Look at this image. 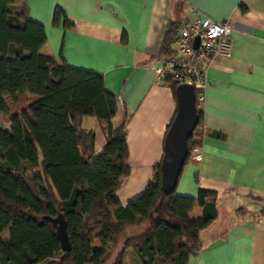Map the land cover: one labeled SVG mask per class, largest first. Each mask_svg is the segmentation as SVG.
Returning <instances> with one entry per match:
<instances>
[{
	"label": "trees",
	"instance_id": "16d2710c",
	"mask_svg": "<svg viewBox=\"0 0 264 264\" xmlns=\"http://www.w3.org/2000/svg\"><path fill=\"white\" fill-rule=\"evenodd\" d=\"M60 17L65 14L56 6L52 23ZM178 27L167 26L152 58L173 52ZM45 39L25 0H0V114L9 124L0 126V264H122L130 248L138 264H186L200 248V230L218 215L216 192L197 187L195 196L176 188L164 193L159 159L141 193L122 205L115 191L130 167L124 121L115 127L111 122L114 94L99 72L40 52ZM175 85H169L174 99ZM197 113L184 164L204 133L199 107ZM83 115L96 118L105 134L97 153L94 131L81 126ZM195 206L199 217L189 214ZM58 213L67 251L45 218Z\"/></svg>",
	"mask_w": 264,
	"mask_h": 264
},
{
	"label": "crops",
	"instance_id": "0c3cea01",
	"mask_svg": "<svg viewBox=\"0 0 264 264\" xmlns=\"http://www.w3.org/2000/svg\"><path fill=\"white\" fill-rule=\"evenodd\" d=\"M25 2L29 16L44 26L40 52L99 72L103 87L114 94L111 122L115 127L124 121L130 167L115 191L122 205L153 176L175 112L172 90L156 82L152 58L160 53L167 26L183 23L190 8L230 22V55L212 60L206 71L201 158L182 166L176 184L178 194L195 196L203 187L217 195L218 215L200 230V248L186 264H264V0ZM56 6L65 17L53 24ZM96 122L101 141L97 146L94 132L95 153L106 140ZM189 214L199 217L200 207ZM122 264H138L132 248Z\"/></svg>",
	"mask_w": 264,
	"mask_h": 264
},
{
	"label": "built area",
	"instance_id": "2783aa9c",
	"mask_svg": "<svg viewBox=\"0 0 264 264\" xmlns=\"http://www.w3.org/2000/svg\"><path fill=\"white\" fill-rule=\"evenodd\" d=\"M230 27L228 21H216L190 8V14L177 29L175 51L153 59L156 82L166 86L190 84L194 89L196 107L200 108L208 65L216 58L230 55ZM194 37L198 38L196 46L193 44ZM189 157L200 160V145L191 147Z\"/></svg>",
	"mask_w": 264,
	"mask_h": 264
},
{
	"label": "water",
	"instance_id": "95a60500",
	"mask_svg": "<svg viewBox=\"0 0 264 264\" xmlns=\"http://www.w3.org/2000/svg\"><path fill=\"white\" fill-rule=\"evenodd\" d=\"M198 38L194 37L196 46ZM175 112L167 127L163 140V152L159 163V181L164 193H170L176 184L188 152L187 140L198 121L194 89L190 84L178 83L174 87ZM49 220L53 232L59 240L63 251L70 249L66 232V224L61 213L45 216ZM52 260H44L39 264H49Z\"/></svg>",
	"mask_w": 264,
	"mask_h": 264
},
{
	"label": "rangeland",
	"instance_id": "374dc122",
	"mask_svg": "<svg viewBox=\"0 0 264 264\" xmlns=\"http://www.w3.org/2000/svg\"><path fill=\"white\" fill-rule=\"evenodd\" d=\"M21 5V3L19 2V3H13V4H11L10 5V8H11V10L12 11H15V10H17L16 8H18L19 6ZM0 126L2 127V128H8L9 127V124H8V122L4 119V117H3V115L2 114H0ZM81 126L82 127H87V128H90V129H92L95 133H96V142H97V146L99 145V143H100V133H99V130L97 129V127H98V124H97V122H96V120H95V118H93L92 116H90V115H83L82 116V123H81ZM1 236L3 237V238H6L7 237V231H3L2 232V234H1ZM127 261V260H126ZM126 263H128V262H126Z\"/></svg>",
	"mask_w": 264,
	"mask_h": 264
}]
</instances>
